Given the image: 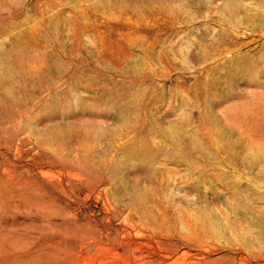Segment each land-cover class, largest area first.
<instances>
[{"label": "rangeland", "instance_id": "obj_1", "mask_svg": "<svg viewBox=\"0 0 264 264\" xmlns=\"http://www.w3.org/2000/svg\"><path fill=\"white\" fill-rule=\"evenodd\" d=\"M0 264H264V0H0Z\"/></svg>", "mask_w": 264, "mask_h": 264}]
</instances>
